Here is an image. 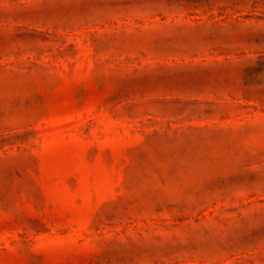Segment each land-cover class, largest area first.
I'll return each instance as SVG.
<instances>
[{"label":"rangeland","instance_id":"1","mask_svg":"<svg viewBox=\"0 0 264 264\" xmlns=\"http://www.w3.org/2000/svg\"><path fill=\"white\" fill-rule=\"evenodd\" d=\"M0 264H264V0H0Z\"/></svg>","mask_w":264,"mask_h":264}]
</instances>
